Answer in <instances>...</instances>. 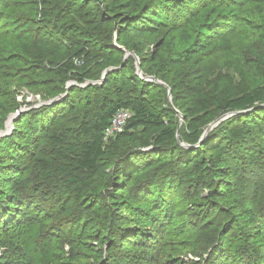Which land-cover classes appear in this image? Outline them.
I'll return each instance as SVG.
<instances>
[{
    "label": "rangeland",
    "instance_id": "374dc122",
    "mask_svg": "<svg viewBox=\"0 0 264 264\" xmlns=\"http://www.w3.org/2000/svg\"><path fill=\"white\" fill-rule=\"evenodd\" d=\"M66 1H77L76 10H79L80 0ZM130 1L135 5L132 10L138 12L154 0H119L117 6ZM218 1H204L200 3L204 7H192V10L201 11L200 15L211 14ZM162 5L159 2V9ZM100 7L92 5L84 9L81 13L84 20L71 16L76 26L85 27V31L98 27L115 47L106 49L111 47L108 42L104 45L101 41L86 42L87 39L82 38L88 50L94 47L100 50L99 58L89 62L92 69H103L99 78L79 81L75 73L67 74L66 88L69 83L75 87L63 98H68L66 104L69 105L61 114L53 112L61 109L63 99L55 104H44L66 94L68 89L53 97L47 91L50 79L38 91L23 86L13 89V96L10 94L22 109L25 108L23 110L34 109L31 110L34 114L30 115L29 111L25 126L22 123L28 138L16 137L14 140L20 147H15L13 141L2 152L7 163L3 165L6 169L0 170V212L4 213L2 209L8 212L11 203L13 217L9 215V220L0 226V264H40L47 252L56 259H51L50 264H264V200L255 199V193H264V165L261 169L252 164L259 160L264 162V112L259 110L264 108V52L258 47L263 33L247 21L232 18L219 37L202 42L203 37L210 36L195 19L160 16L161 25L174 28L159 27L155 34L140 38L133 33H123L113 21V12L103 3ZM236 11L243 15L240 10ZM120 12L123 13V9ZM213 16L202 22L208 24ZM36 18L40 21V16ZM88 20L96 21L97 25L85 26ZM261 28L264 30V26ZM128 42L139 45V55L127 51L124 44ZM198 43L208 46L190 59L183 56L182 60L184 52L195 51ZM179 60L181 64L173 66V62L180 63ZM75 63L80 68L85 65L83 61L75 60ZM138 63L143 72L140 79L153 88L145 89L132 81V76L131 79L116 77L107 85L100 82L108 68H119L120 72L128 67V72L137 74ZM44 65L47 70L63 66ZM50 77L58 76L46 73L43 78ZM151 78L168 83L171 92ZM91 84L95 88L104 85V88H97L96 92L88 90ZM1 86L0 89H6ZM143 93L148 95L147 107L164 116L165 127L148 132L137 130L128 138L113 139L105 149L106 155L90 187L83 186L76 192L57 186L55 193H67L66 205L77 208L84 205L89 214L87 219L74 221V224L64 221V216L61 220L57 217L46 222L41 219L36 227L37 217H44L50 205L43 197L31 200L28 193H47V190L35 192L37 187L33 184L29 185L31 191L21 192V189L28 175L27 168L36 165L34 157H45L41 148L52 140L57 141L58 137L69 144L79 142V124L91 119L89 111L96 112L100 97L116 99ZM255 93L262 99L248 110L227 108L231 99ZM33 117L38 119L37 123ZM8 119L1 130L6 128ZM219 120L221 122L207 133ZM15 123L16 120L14 130ZM238 125L248 128L250 135H255L254 140L239 144L230 141L226 131ZM164 130H170L173 137L158 144L157 139L164 135ZM61 148L62 156L52 161L56 165L64 163V156L69 154L67 145ZM134 149L135 152H131ZM194 160H200L204 183L200 182L203 178L198 179L201 173L192 166ZM123 166L129 169L124 175L120 173ZM123 176L129 183L127 188L122 182L117 184ZM145 183L148 184L143 186ZM78 193H82V198L75 197ZM19 199L24 206H17ZM156 200L162 202L156 206ZM29 216L31 222L27 219ZM6 223L12 229L9 232ZM53 223H57L54 231ZM78 225L82 229L79 230ZM134 225L150 238L147 236L145 242H141V238L130 239L137 231L132 229ZM7 233L8 238L21 243L18 255L13 254L14 248L7 249ZM74 242L79 244L76 250H73ZM33 247L37 248L36 253Z\"/></svg>",
    "mask_w": 264,
    "mask_h": 264
},
{
    "label": "trees",
    "instance_id": "16d2710c",
    "mask_svg": "<svg viewBox=\"0 0 264 264\" xmlns=\"http://www.w3.org/2000/svg\"><path fill=\"white\" fill-rule=\"evenodd\" d=\"M40 1L41 4L39 3ZM80 1L81 5L77 11L76 9L79 5L77 1L0 0V88H2L1 85L6 88L0 89V130L4 128L5 122L10 114L22 110V105L10 95L12 94L13 96V89L16 88L17 90L23 86H27L32 90L34 89V91H38L39 87L44 85L46 81L50 79L47 82V91H50L51 95L56 97L67 90L65 86V76L67 74H70L71 76L75 73V78L79 81L95 80L101 76L103 69L96 67L94 70L90 68L89 65V62L99 58L100 50L96 49V47H94L93 50H88L86 48L87 44L82 38L85 37L87 39L86 42L91 39L98 42L101 41V44L104 42V45L108 42L107 44L111 47H107L106 49L111 50L115 48L113 43L109 41L110 38L108 36L105 37L102 35L98 27H92L85 31V27L82 28L80 26H76L73 21L74 19H71V16L76 15L77 18L84 20V14L81 13L85 11L84 9H87L92 5H97L101 9L100 5L103 3L113 12V21L119 24L120 30L123 33H133L135 37L140 38L146 35L155 34L158 30H160V28H174L171 25H161L159 22L160 16H166L167 19L178 18L182 20L187 16L191 19H195L196 23H200L199 25H201V27L206 28L207 34L210 36L203 37L202 42H208L210 39L219 37L222 28L228 24L226 22L230 21V19L235 18L240 21L244 20L247 21L254 29L263 33V35L260 36L263 41L258 47H262L264 52V30L261 28L264 26V23H262L264 22V0H219L217 2V6L212 10L211 14L203 15H200L201 11L193 12L192 7H204L200 3L208 0H154L152 3H146L138 12H134L132 10L135 6L133 1H130V3L123 6H117V4H119V0ZM159 2L163 4L161 9L158 7ZM102 9L105 8L103 7ZM122 9L123 13L120 12ZM236 10H240L243 15H240ZM101 12L102 10L100 13ZM210 15H215L213 16L215 18L208 24H204L202 20L206 19ZM37 16H40V21L37 20ZM255 23L259 24H256L255 26ZM260 24H262V26ZM96 25V21L88 20L85 22V26L87 27ZM207 46L208 44L205 45L204 43H198L195 45V51H185L181 56V59L184 60L183 56L185 55L190 59L200 51H204ZM124 47L128 49L127 51L132 50L135 54H140L139 45L137 44L128 42L124 44ZM75 60L85 62V65L80 68L75 63ZM45 63L63 66H61L60 69L47 70V67L44 65ZM179 64H181V61L180 63L173 62V66ZM144 65L145 64H143V67ZM118 71L119 69L110 72L106 76L104 85H107L119 76H123L124 78L129 77L130 79V76H132L133 79L131 80L140 83L145 89L153 88L149 86L148 83L143 82L136 73L132 74L130 71L128 72V67L120 70V72ZM46 73H52L58 77L44 79L43 77ZM31 76L33 79H31ZM104 85L97 88L102 89L104 88ZM91 86L88 87V90H95L96 92L97 88L93 87L92 84ZM72 88L71 91L73 90ZM143 94L144 95L142 96H120L116 99L108 96L100 97L96 112L91 113V111H89L88 115L89 117L91 116V119L87 123L79 124L80 128L78 133L81 138L79 142L69 144L66 139L58 137L57 141L52 140L50 143L41 148L42 154L45 157H39L37 159L34 157L36 165L33 166V168H27L28 175L27 178L23 180V189H21V192L24 190L31 191L29 185L33 184L37 187L34 190L35 192H45L47 190V193H28V197L31 200L43 197L44 201L50 205L47 207L44 217H41V215L37 217L35 223L36 227L38 225L37 223H39L41 219L46 222L51 220L53 221L57 217L61 220L62 216H64L63 220L67 223L71 222L72 224H74V221L79 222L80 220L87 219L89 214L87 213L86 208H84V205H80L81 207L78 208L76 206L71 207L70 205H66L65 197L67 193H55L54 191L57 186L59 187L62 185L64 190L76 192L83 186L86 188L90 187L94 174L97 172L100 162L103 161L106 155L105 149L113 139L122 137L128 138L130 137V134L137 130L148 132L152 129H161L165 127L166 122L164 116L151 111L147 107L145 98L148 97V95L146 93ZM67 99L62 100L61 109L56 108L53 114H61L63 112L66 105H69L66 104ZM261 99V95L258 93L253 95L246 94L228 101L227 108L230 110L245 111L255 106V104L259 103ZM31 110L34 109H29L31 113H29V111L22 112L16 120L13 134L0 141V170L3 168V170L6 169L3 165L7 163V158L2 152L3 150L6 151V148H9L8 143L14 141L13 143L15 147H20L14 139L16 137L21 139L28 138V135L22 129V123H24L25 126V119L29 116L27 113L30 115L34 114ZM259 110L264 112L263 107ZM121 111L131 113V117L126 122L121 133H115L107 137V129L111 126L114 116ZM47 114L49 116V113ZM32 119H36V123L38 122L37 118L33 117ZM164 132V135L157 139L158 144H163L165 140L173 137L170 130H164ZM226 134L230 141L237 144L248 140H254L253 137L255 136L253 135L252 137L248 128L242 125L233 126L231 129H227ZM63 145H67L69 154L64 156V163L56 165L52 161L57 160V156H62L61 146ZM12 148L14 147L12 146ZM135 150L136 149L131 152H135ZM47 156L50 158L48 159ZM259 161H254L252 164L253 166H259L263 169L264 162L263 160ZM199 163L200 160H194L192 166L201 173ZM120 170V173L124 175L129 169L127 166H123ZM18 172L19 171H17V173ZM202 174L203 173L199 175L198 179L201 180L203 178L200 182L204 183L205 178L203 177L204 174ZM121 182L124 183V188L129 186V183L124 176L117 182V184H120ZM149 182L150 180H148V183ZM148 183H145L143 186ZM255 194L257 196L255 198L257 202L258 200H264V193ZM75 197L82 198V193H78ZM9 201L13 202V199H9ZM21 202L22 201L20 199L16 200V203L19 204L17 206H24L20 205ZM159 202H162V200H156V206H158ZM29 204L31 205V203ZM8 206H10L8 207V212L4 209L1 210L4 213L0 212V226L2 222H7L9 220V215H12L13 217V214H11L12 204L9 203ZM20 214L22 213H18V215ZM42 214H44V212H42ZM27 219L29 222L32 221L30 216L29 218L27 217ZM11 221H14V219L11 218ZM53 224L52 229L54 231L57 223ZM5 225L8 229L7 232L12 230L9 229L10 227L8 228L7 223ZM98 225H100V223H98ZM162 225L163 223H160L159 226L162 227ZM78 229L80 230L82 228H79L78 225ZM132 229L137 231L132 234V237L129 235L131 237L130 239L140 240L141 238V242H145L147 236L150 238V235L144 236L140 233L142 228L134 225L132 226ZM39 236L42 238L43 235L41 234ZM8 237L7 233L6 239L8 240H6V242L9 247L7 249L9 250L10 248H14L13 254L18 255V251L22 250L21 243H17L14 239ZM78 248V242H74L73 250ZM32 251L36 253L38 250L33 247ZM51 259L56 260L53 254L47 252L40 261V264H50Z\"/></svg>",
    "mask_w": 264,
    "mask_h": 264
},
{
    "label": "water",
    "instance_id": "95a60500",
    "mask_svg": "<svg viewBox=\"0 0 264 264\" xmlns=\"http://www.w3.org/2000/svg\"><path fill=\"white\" fill-rule=\"evenodd\" d=\"M129 55H131L130 53L128 54V56ZM119 68H109V69H107L105 72H104V74H103V78H102V80L100 81V82H104L105 81V79H106V76L110 73V72H112V71H115V70H118ZM137 74L139 75V76H143V72H142V70H141V65L138 63V70H137ZM154 82H156L157 84H161V85H163V86H165V87H167L168 89H169V87H168V85H166V84H164L163 82H161L160 80H158L157 78H151ZM74 85H73V83H69L68 84V87H67V89H68V91H67V93L66 94H64V95H61V96H59V97H57V98H55V99H52V100H50V101H48V102H46L44 105H51V104H55V103H58V102H60L63 98H65L66 96H67V94H68V92L70 91V89L73 87ZM169 91L171 92V90L169 89ZM170 99H171V93H170ZM22 112H27V111H25V110H20V111H18L17 113H14V114H12L10 117H9V119H8V122H7V125H6V128L4 129V130H0V141L3 139V138H5V137H7V136H9L11 133H12V131L14 130V122H15V120H17L18 119V117L20 116V114L22 113ZM221 122V120H219V121H217L216 123H214L213 125H211L210 126V128L207 130V133L210 131V130H213L219 123Z\"/></svg>",
    "mask_w": 264,
    "mask_h": 264
},
{
    "label": "built area",
    "instance_id": "2783aa9c",
    "mask_svg": "<svg viewBox=\"0 0 264 264\" xmlns=\"http://www.w3.org/2000/svg\"><path fill=\"white\" fill-rule=\"evenodd\" d=\"M130 117H131V113L127 111H121L117 113L111 122V126L106 131V136L109 137L115 133H121L123 131L126 122L129 120Z\"/></svg>",
    "mask_w": 264,
    "mask_h": 264
}]
</instances>
